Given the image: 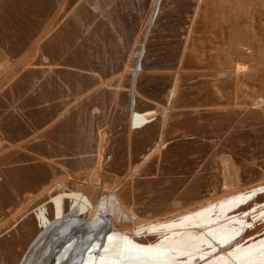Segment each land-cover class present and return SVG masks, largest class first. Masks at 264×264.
Segmentation results:
<instances>
[{
    "label": "rangeland",
    "instance_id": "rangeland-1",
    "mask_svg": "<svg viewBox=\"0 0 264 264\" xmlns=\"http://www.w3.org/2000/svg\"><path fill=\"white\" fill-rule=\"evenodd\" d=\"M76 1L78 0H0V57L2 56L1 58L4 59L7 57L6 60H8L10 64V68L6 70L5 73L3 72L2 75L0 74V138H2L0 161L3 162L0 168L4 169V171L11 170V168H13L14 171L17 170V177L22 176L19 172L22 166L32 168L29 171L30 174H36L37 168L38 171H40V167L43 169L45 168V174L43 173V186L46 187L47 184H50L48 181L52 182L54 177H57V175L58 177H60V175L64 176L66 172L73 175L87 176V172L90 171V168L101 154L102 157L100 156V161L101 163L103 162L102 165L107 170H104V174L102 173L104 171L100 173V176L102 175L101 178L107 181L119 182L130 170V165L142 162V155L144 156L146 150L148 151L152 144L157 141L159 133L157 131L158 125L156 124H158L157 121H159V127L162 126V129L164 128V132L166 133V142L164 143L166 145H163L165 148H161V152L165 151V153H162V155L160 154L161 152H158L161 157L155 155V157L157 156L156 158L153 157L147 161L148 163L144 164L138 171L134 173L131 172L132 174L130 173L129 179L127 178L120 188L122 193H124L131 179L138 182L140 186L139 189L135 192L133 197L126 198V203L131 207L133 206L139 214L148 217L152 215L151 212L154 213V206H158L159 208L162 207L163 209L166 208V206L168 207V202L173 197L179 195L184 187L195 177H199L200 180L199 195H207L208 192L215 187L222 188V180L218 177L219 172H217L221 170L222 166L218 159L220 154L231 156L230 158L233 163L235 162L234 164H236V166L238 165L240 168L241 179L244 183L259 180L262 177L264 171V27H262L264 26V13L262 16L261 12L264 11L262 10L264 9V4L263 6L259 5L261 0H255L257 2L259 1L258 3L254 0L253 2L250 0H234L236 3L229 2L228 0L223 3L222 1L224 0H216L217 2L211 0L213 4L209 2L210 0H207L208 4L203 3L206 0H199V3L198 0H176L178 4L175 0H171L170 2L169 0H166V2L163 0V2L160 3L159 0H110V2L103 1L102 3L105 7L106 14L101 13L99 9L92 6H85L81 13V19L77 24L71 20L70 16L66 15ZM173 1L176 3V6L179 5V7H177L178 11H175L176 7L173 5ZM180 1L182 4L186 3L185 7L183 6L184 4L181 6ZM238 1L247 2V5L241 3L243 6H240L241 4H239L240 2L238 3ZM187 2H189V4H187ZM201 2L203 3V7ZM214 2L220 7L219 9L215 8L216 4ZM218 2L220 4L222 3V6ZM168 3H172V5ZM224 3H227L229 7H227L226 4L223 6ZM230 3H235L238 6L233 4V7ZM156 5L157 7L154 12L153 7ZM186 5H189V7ZM208 5L211 8L213 5L214 8L211 9ZM245 5L248 7L246 8ZM160 6L161 8L162 6L165 7L167 10L170 9L169 12L167 10L166 12L164 8H162L165 12L163 13L162 9L159 8ZM170 6L172 8L175 7L174 10L171 11L172 8H169ZM221 7H224V9ZM241 7H243L244 10H242ZM253 7H255V9ZM157 8L159 10L161 9V11L159 12L158 10L159 15L158 13L154 15L157 12ZM194 8L198 9L199 15L196 14ZM205 8L208 9L209 12L208 10L206 11ZM214 9L217 12H215ZM220 9L223 10L221 11ZM225 9L226 11H224ZM228 9L231 14L227 12L229 11ZM231 10H233L235 14L237 13V16H235ZM241 10L242 12L245 11L246 13H250L248 15L244 12L240 14L242 15L240 16L239 13H242ZM161 12L162 15H160ZM201 12H203L204 15H202L203 13ZM174 13H177V15ZM227 13L230 16H228ZM194 14L195 17L197 16L196 19L193 17ZM158 16L159 18H157ZM168 16L173 18L170 20ZM203 16H205V19ZM154 17H156V19ZM223 17L227 20L223 19ZM238 17L244 18L239 19ZM166 18L170 23L164 26L163 24H166L167 20H165L166 23L162 22H165L164 19ZM212 18L215 20V23L210 24L214 22ZM245 18H247V20ZM206 19L207 21H204ZM235 19L240 20L235 21L239 23L235 24L234 22H230V20L234 21ZM252 19H254L255 22ZM223 20L224 22L229 20V22L225 23L228 25L227 27L223 24ZM244 20L246 23L248 22L247 26L245 25L246 23H242ZM160 21L162 25L159 23ZM207 22L208 24H206V27L203 26ZM193 23L194 25H192ZM261 23L262 25H259ZM154 24L155 26H152ZM221 24H223V26L225 25L224 29ZM229 24L232 25L230 26ZM158 25L164 27V29L170 28L167 32H164L167 29L158 28ZM233 25L235 26V31ZM239 25H241V29ZM236 26H239V31H242V26L243 29L247 27L251 28L250 35H252V31H254L253 33L257 32V30L259 31L256 35H253L254 38L250 35L247 37V35L243 40H237L240 43L234 41V45L237 44L235 46H232V43L223 44L226 42H224L226 39L224 35H229L233 33V31H238ZM252 27L255 29L253 30ZM152 28H154L153 31ZM182 28H187L186 31L188 30V34L185 32V29ZM156 29L157 31L159 30V32H157ZM201 29L204 32L201 31ZM191 30L192 32H190ZM206 30L208 31L205 32ZM222 30L224 31L222 32ZM260 31L263 34L260 33ZM161 32H163V34ZM210 32H213L211 33V37L208 35ZM157 33L158 35H155ZM178 34L180 35L178 36ZM184 37H190L188 41L190 46H188L187 41H182L185 40ZM206 37L210 38V40ZM213 37L215 38L213 39ZM221 38L223 40H221ZM166 39L168 41H165ZM203 39H205V41ZM257 39L262 40L258 42ZM35 40L36 42L34 43ZM159 40H161L160 43ZM211 40H216L215 42L218 41L221 44L220 47H223L220 48L218 42L215 43L214 46V42L211 43ZM152 41L160 45H156L157 43L153 44L151 43ZM208 41L213 45H210ZM244 41L248 43H244ZM145 43L146 45H144ZM149 43L155 46L152 47ZM161 44L163 48H161ZM165 44H167V46L169 45V50ZM148 45H150L151 50H148ZM183 45L185 47L187 46L186 50ZM250 45H252L254 49H252ZM156 46H160V48ZM210 46L212 47L210 48ZM143 47L146 48L144 49ZM199 47L205 51L201 52V48ZM153 48L156 51L152 50ZM192 48L193 50L197 48L196 51L200 49L199 51L203 53L202 56L205 54L204 57L206 56L208 58V60H206L207 62L202 60L205 64L201 65V62V68L200 65L198 66L201 69H197L199 74L196 71L197 74H193L196 77V79L194 78L195 80L193 79L194 76L191 75L185 77L186 80L182 81V88L184 87L190 97L195 95L194 98L192 97L195 99L197 96H202L201 98L198 97L201 101H198V98L197 100L190 98L193 103L197 101V103H195L196 108L194 107V109L198 108L199 114H197L199 117L196 114H191L193 106H195L191 101L187 107L188 112L185 111V114L184 112L183 114L180 113L181 115H178L180 118L177 115L170 116L167 120L169 123H167V121H161L162 118L156 119L154 117L155 119H152L153 122H156H154V125L152 122L146 128L134 131L132 140L130 144H128L129 146L119 158L121 168L116 171L114 169L115 157L113 144L118 137L125 135V131H127L128 116L130 114L128 111L132 109L131 106L133 105V107L138 108L141 103L138 106L137 104L141 101V105L143 106L145 105L144 102L149 101V99L147 101L141 99L140 101V98H137V96L135 102H133L131 98L133 96L128 95L131 94L129 90L131 89L130 83H132V80H130L129 73H133L134 69L132 67H135V65L141 63V61L142 63L145 62V64L146 62L150 64L148 61L153 63L157 61V59H160L159 56H165L164 52H166L168 58H166V56L165 58L170 62L171 66L175 63V68L172 70V73L175 74L177 71L176 67L178 68L179 66L180 58L185 57L183 58V64H185L184 67L186 66ZM205 48L210 50H206ZM217 49H220L221 52ZM166 50L169 52L172 50L171 53H173V56L170 55L176 58H171V60H169L170 55ZM186 51L189 53H186ZM149 52H151L150 54L153 53L156 55L150 56ZM217 52H219V54ZM222 53H224V55ZM147 54L149 55V57L147 56L148 59L145 57ZM214 54L217 55L215 56ZM225 55H227V57ZM150 57L152 59L155 58L152 60ZM165 58L163 57V60H166ZM217 58H220L219 61L221 63L218 64ZM224 58H226V60ZM171 61L174 62L171 63ZM227 61L230 62L229 65H233L235 68H230L228 65L229 62L227 63ZM226 64L229 66L228 68ZM261 70H263V72ZM225 71L226 74H224ZM231 72H237L235 73V76L239 78L236 79L237 81L233 79L235 76L233 77L234 73L232 75ZM258 73H260L259 76ZM174 74H172V76ZM222 74H224L223 77ZM197 76H201L200 80L206 76L208 77L205 78L206 80H201L205 83L209 81L207 83L208 88L207 84L202 83ZM191 77L193 80L188 79ZM224 77H228L223 80H226L229 86L224 87V97L210 99L211 102L210 100L206 102V99L204 102L207 95L204 94V91L206 93L210 87L214 86V83L223 81L222 78ZM128 79L129 82L131 81L129 83L130 86L127 83ZM193 81H195V83H192ZM196 81L198 82L196 83ZM190 83L192 85L194 84V86L189 85ZM196 84L199 85L197 86ZM122 85H125V87ZM200 85L207 89L205 90L204 87L202 88ZM126 86L130 87V89ZM199 86L201 87L200 89H204V91L200 92L199 88H197ZM123 87L128 89H124ZM127 90V95L129 97L125 95ZM165 90H163L164 93L167 92L168 89L166 88ZM189 91L193 95H190ZM192 91L199 92L196 95V93ZM118 92H120V94L123 93V96H121L123 98L122 103ZM199 93H202V95H199ZM254 97L257 98L253 101L251 98L255 99ZM206 98H208V96ZM137 100L138 103L136 102ZM153 102L155 101L152 100L150 103ZM203 102L206 104L209 103V105L211 103V106L208 107V105H204ZM220 103H224L225 107L221 108L219 105ZM130 104L133 105L130 106ZM201 104L203 107L206 106L205 108L207 109L203 108ZM173 107H175V105ZM189 108L191 110H189ZM171 110L173 111L174 108ZM206 110L208 112H206ZM202 113L204 114L203 116ZM206 113H208L207 115L209 116H206ZM186 114L188 116H186ZM190 114L194 117L196 116L195 118H199V120H196L193 117L196 122H199V125L202 123V128L200 126L198 130L196 129L197 133L195 129L191 130L192 132L187 130L182 124L183 119H185L183 117H192ZM210 116L211 118H208ZM170 118L172 119L170 120ZM207 119L209 122H205ZM203 120L204 122H201ZM213 120L214 125L212 124L213 122L210 123ZM160 121L163 124L160 125ZM215 121L221 125L219 126ZM166 124H168V127ZM215 126H217V128ZM103 132H108V134ZM100 133L102 135H100ZM103 135L105 136L103 137ZM144 135L150 138L147 140V145L143 152L144 149L142 151L137 149L136 138H143ZM102 139L103 141H101ZM105 140L107 143L104 142ZM119 143L122 144V141L119 140ZM172 144L174 146H172ZM168 145L170 148H168ZM167 149L170 150L167 151ZM153 159L155 160L154 162ZM34 166L37 168L35 167V169ZM35 170L36 172H34ZM50 172L52 178L49 176ZM5 174L4 172V176L0 178V207L15 203L17 200L19 201L23 198L22 192H17L15 189L12 191L8 187V177H5ZM66 182L68 188H73L75 186L71 179H66ZM32 185H34V183ZM47 196V193H42L38 199L29 204V208L45 200ZM124 219L127 220V217ZM21 224L22 220H19L18 224H16L11 231H4V233L0 235V243L4 239H10L8 237H10L12 232L19 230ZM43 236L44 234L40 230L34 231L32 237L24 246V249H19L17 251L16 260L12 261V264H26L35 243L38 239H42ZM1 248L0 251L5 254L6 257H10L11 252L5 247Z\"/></svg>",
    "mask_w": 264,
    "mask_h": 264
},
{
    "label": "bare ground",
    "instance_id": "bare-ground-1",
    "mask_svg": "<svg viewBox=\"0 0 264 264\" xmlns=\"http://www.w3.org/2000/svg\"><path fill=\"white\" fill-rule=\"evenodd\" d=\"M103 1L104 2L105 1L110 2V0H78L74 3L73 6H71L72 8L66 13V15L70 16L71 20L77 24V22H79L81 19V13H82L85 6H92L96 9H99L101 13L106 14L105 7L102 5ZM170 1L171 0H169V2ZM212 1L210 0L209 2H212ZM225 1L226 0L222 1V3ZM228 1L229 2H235L236 0L235 1L234 0L233 1L228 0ZM250 1L253 2V0H250ZM160 2H163V0H161V1L159 0V3ZM165 2H166V0H165ZM177 2L178 1H176V3ZM215 2H217V1L215 0ZM251 2H249V3H251ZM255 2H257V1H255ZM173 3H174V1H173ZM176 3H174L173 5H175ZM198 3H199V0H198ZM203 3H207V0L204 1ZM203 3L201 2L202 7H203ZM235 3H233V4H235ZM238 3L243 4L245 2L244 1L243 2L238 1ZM157 4H158V2H157ZM168 4H170V3H168ZM180 4L182 6L184 3L182 4L180 1ZM185 4L183 5L184 7H185ZM187 4H189V2H187ZM211 4H213V2ZM225 4L227 6V3H224L223 6ZM230 4L234 7V5L232 3H230ZM242 4L240 6H243ZM263 4H264V0H261V3H259V5L263 6ZM105 5H106V3H105ZM164 5L166 6V4H164ZM170 5H172V3ZM235 5H237V4H235ZM259 5H258V7H259ZM163 6H162V8H164V10L166 11L167 9H165V7H163ZM208 6H206V7H208ZM216 6H217V4H216ZM216 6H215L216 9L220 8V7H218V6L216 7ZM156 7H157V5L153 7L154 12H155ZM166 7H168V6H166ZM175 7H176L175 11H178L177 7H179V5L178 6L175 5ZM187 7H189V5ZM199 7H200V5H199ZM227 7H229V5ZM247 7L248 6H246V8ZM159 8H161V6ZM169 8H172V7L170 6ZM174 8H172L171 11L174 10ZM212 8H214L213 5H212ZM221 8L224 9V7H221ZM241 8H242V10H244L243 7H241ZM241 8H239V9H241ZM253 8L255 9V7H253ZM161 9L159 10L157 8V12L154 15H157L158 10L160 12ZM179 9H181V8H179ZM194 9H195L196 14H198V9L197 8H194ZM169 10L170 9H168L167 11L169 12ZM202 10L204 11L203 8H202ZM207 10L208 9H206V11ZM242 10H241V12H242ZM249 10H248V12H249ZM262 10H264V9H262ZM162 11H163V9H162ZM214 11H215V9H214ZM224 11H226V9ZM231 11L234 13L233 10H231ZM245 11H246V9H245ZM245 11H243L242 13H239V15L243 14ZM253 11H255V10H253ZM208 12H209V10H208ZM215 12H217V11H215ZM227 12H230V10ZM235 12H236V9H235ZM239 12H240V10H239ZM163 13H165V12L163 11ZM170 13H172V12H170ZM201 13H203V12H201ZM211 13H214V12H211ZM218 13H219V10H218ZM249 13H246V14L249 15ZM261 13L263 16L264 11ZM174 14L177 15V13H174ZM215 14H217V13H215ZM222 14H223V12H222ZM229 14H231V12ZM158 15H159V13H158ZM160 15H162V12ZM167 15H164V16H167ZM169 15H171V14H169ZM202 15H204V13ZM227 15H228V13H227ZM205 16H206V14H205ZM205 16H203V18ZM224 16H226V15H224ZM228 16H230V15H228ZM235 16H237V13L235 14ZM235 16H234V18H235ZM240 16H242V15H240ZM193 17H195V14ZM196 17H195V19H196ZM245 17H246V15H245ZM151 18H153V17H151ZM154 18L156 19V17H154ZM157 18H159V16ZM167 18L164 19V21L167 20ZM169 18H168V20H169ZM172 18H170V20ZM242 18H244V17H242ZM242 18H239V19H242ZM207 19H209V18H207ZM207 19L204 21H207ZM223 19H225V18L223 17ZM231 19H233V18H231ZM245 19L247 20V18H245ZM257 19H255V20H257ZM168 20H167V23H166V21L162 22V23H166V24H163L164 26L167 25L168 23H170V22H168ZM225 20H227V19H225ZM237 20L238 19H235L234 21L230 20V22L231 23L234 22L235 24H237V23H239V22H235ZM252 20L254 21V19H252ZM258 20H260V19H258ZM156 21H158V20H156ZM172 21H175V20H172ZM213 21L214 22H211L210 24L215 23L214 19H213ZM216 21H218V20H216ZM220 21H221V18H220ZM238 21H240V20H238ZM190 22H187V23H190ZM208 22H209V20H208ZM208 22L205 23V25H203V26L206 27V24H208ZM226 22H229V20ZM226 22H224V20H223V24H225ZM155 23L161 24V21L159 23H157V22H155ZM242 23L245 24L246 23L245 20ZM247 23L245 24L246 26H247ZM223 24H221V25L223 26ZM244 24H243V26H244ZM255 24H257V23H255ZM169 25H171V24H169ZM192 25H194V23ZM229 25L231 26L232 24H229ZM249 25H251V24H249ZM249 25H248V27H249ZM259 25H262V23ZM152 26H155V24ZM158 26H159L158 28L164 29V27H160V25H158ZM224 26H223V29H224ZM227 26L228 25H226L225 27H227ZM239 26H236L237 30H238V27L241 29V25H239ZM243 26H242V31L238 30L239 32L238 31L234 32L235 26L233 25V28H234L233 33L230 32L231 34H229L228 33L229 31L225 32V33H228L229 35H224L225 34L224 33L223 34L224 37L226 36V39L224 38L225 39L224 42L225 41L226 42L225 43L221 42V43H223V44H226V43L231 44L232 43L233 44L232 46H235L237 44L234 45V41H237V40L241 41L247 35H248L247 37H249V35L251 34L250 33L251 28L247 27V28L243 29ZM198 27H200V26H198ZM262 27H264V26H262ZM154 28H152V31L154 30ZM217 28H218V26H217ZM257 28H259V27H257ZM166 29H164V30H166ZM168 29L164 32H167ZM182 29H185V32L187 33V31H188V30L186 31L187 28H182ZM213 29H214V27H213ZM220 29H221V27H220ZM229 29H232V28L230 27ZM252 29H253V27H252ZM192 30L190 32H192ZM225 30H226V28H225ZM156 31H157V29H156ZM201 31H203V30L201 29ZM207 31L208 30H206L205 32H207ZM215 31H218V30H215ZM223 31L224 30H222V32ZM258 31L259 30H257V32ZM157 32H159V30ZM181 32H184V31H181ZM253 32L254 31H252V35H250L252 37L254 34L256 35V33H257V32H255V33H253ZM262 32H263V30H262ZM262 32L260 31V33H262ZM161 33L163 34V32H161ZM211 33H213V32H210V34H208L210 37H211ZM180 34H178V36ZM187 34H185V35H187ZM155 35H158V33ZM197 35H198V33H197ZM204 36H206V35H204ZM220 36H222V35H220ZM155 37H157V36H155ZM215 37H213V39ZM217 37H219V36H217ZM151 38H153V37H151ZM189 38H185V40H182V41H187L188 46H190L189 42H188ZM37 39H38V37H37ZM182 39H183V36H182ZM205 39H203V40L205 41ZM207 39L210 40V38H207ZM36 40L34 41V43L36 42ZM161 40H162V37H161ZM161 40H159V43ZM221 40H223V39L221 38ZM261 40H258V42ZM156 41H157V39H156ZM165 41H168V40L166 39ZM180 41H181V38H180ZM215 41L211 42V43L214 42V46H215V43L218 42V41L217 42H215ZM171 42L173 43L172 40H171ZM209 42L210 41H208V43ZM237 42H239V41H237ZM245 42L246 41H244V43ZM151 43H153V41ZM159 43H157L156 45H158ZM187 43H186V45H187ZM201 43H200V45H201ZM246 43H248V42H246ZM162 44H163V41H162ZM162 44H161V46H162ZM182 44H183V42H182ZM182 44H181V46H182ZM184 44H185V42H184ZM195 44H197V43H195ZM202 44H204V43H202ZM256 44H258V43H256ZM144 45H146V43ZM150 45L152 46V44H150ZM150 45H148L149 46L148 50H151ZM210 45H213V44H210ZM218 45L220 47L221 44L219 43ZM154 46H152V47H154ZM163 46H164V44H163ZM163 46L161 48H163ZM165 46H167V44H165ZM168 46H167V48H168ZM227 46H229V45H227ZM247 46H248V44H247ZM186 47L184 46L185 50H186ZM211 47L212 46H210V48ZM222 47H220V48H222ZM250 47L252 48V45H250ZM157 48H160V46H158ZM199 48H201V47H199ZM202 48H203V46H202ZM202 48H201V52L203 51ZM227 48H230V47H227ZM165 49H166V47H165ZM181 49H183V48H181ZM195 49L197 50V48H195ZM252 49H254V48H252ZM152 50H154V48ZM168 50H169V48H168ZM168 50H166L167 53L169 55L171 54L173 56V53H171L173 49L170 50L171 52H169ZM196 50H193V48H192V51H190V56H188L189 59L187 60V64L185 67H184L185 64H183L184 63L183 58H185V57L180 58V61L178 64L179 66L176 65V66H178V68L176 67L177 71L175 72V74L172 73V70L175 68L174 67L175 63L173 66H171L170 62L166 59V58H168V55H166V52H164L165 50L163 52H164L166 58H165V56H163V57L167 61L163 60L162 56H161L162 57V60H161V57L159 56L160 59H157V61H154L153 63L148 61L150 64H148L147 62L145 64V62L142 63V61H141V63H139V64L137 63L135 65V67L134 66L132 67L134 69L133 73L132 72H131L132 74L129 73V77H130V80H132V83H130L131 81L129 82V79L127 80L128 85H129V83L131 84V89H130V87L126 86L130 89L129 93H131L128 95L133 96V97H131L133 99V102H135L136 97L138 96L137 98H140L139 99L140 101H141V99H143L145 101H147L149 99L150 102L152 100L155 101L156 103L155 102H153V103H155L157 105L150 103L149 101L148 102L143 101L145 103V105L143 106V105H141L142 101L138 103V100L136 101L138 103V104L136 103L137 106L141 103L140 106H142V107L139 106L140 108L139 107L135 108V107H133L134 106L133 102H132L133 104H130V106L131 105H133V106H131L132 109L130 111H128V112H130V114L128 116L129 117L128 123H127L128 127L126 128L127 131H125V135L118 137L116 139L115 143L112 142V143H114L113 144L114 145V147H113L114 148V157H115L114 169L116 171H118L121 168V166H120L121 163H120L119 158L121 157L122 153H124V151L129 146L128 144H130V142L132 140V134L134 133V131H136L138 129L146 128L147 126H149L153 122V120L155 118L156 119L162 118L161 121L166 122L170 116L171 117L173 115L178 116L180 113L183 114V112L185 114V111L188 110L187 107L191 101L190 98H192V97L194 98L195 95L192 97H190L188 95V92L185 91L184 87L182 88V81L186 80L185 77L191 76L194 73L196 75L198 73V71H197V69L199 68L198 66L200 65L202 60L204 62H207L206 60H208V58L206 56L204 57L205 54L202 56L203 53H201L199 51L200 49L198 50L199 52ZM206 50H210V49H206ZM217 50L220 51V49H217ZM222 50H224V49H222ZM154 51H156V50H154ZM158 51H160V50H158ZM161 51H162V49H161ZM150 53L151 52H149V54ZM186 53H189V52L186 51ZM217 53L219 54V52H217ZM224 53H222V54L224 55ZM142 54H144V53H142ZM160 54L162 55L163 53H160ZM180 54H182V53H180ZM184 54H185V51H184ZM151 55L153 56L156 54L152 53V54H150V56ZM171 55L169 57L170 58L169 60H171V58H173V57H171ZM147 56L149 57V55L148 54L145 55V57L148 59ZM157 56H158V54H157ZM225 56L227 57V55H225ZM1 57H0V74L2 75L3 72L5 73V71L10 68V64H9L8 60H6L7 57H6V59L1 58ZM154 58L153 59L151 58V59L154 60ZM175 58L176 57H174L173 59H175ZM224 59L226 60V58H224ZM227 59H229V58H227ZM139 60H141V59H139ZM217 60H218V64L221 63L219 61L220 58H217ZM229 61H227V63ZM172 62H174V61H171V63ZM230 62L228 63V65L230 64ZM15 63H17V62H15ZM202 63H201V65L205 64V63H203V64ZM206 64H208V63H206ZM215 64H216V61H215ZM132 65H133V63H132ZM201 65H200V68L202 67ZM260 65H261V63H260ZM226 66H227V64H226ZM226 66H224V67H226ZM229 66H230V68L234 67L233 65H229ZM229 66H227V68ZM224 67H222V68H224ZM261 71L263 72V70H261ZM233 73H234V75H233ZM233 73L231 72V74L234 77L236 75L235 73H237V72H233ZM130 74L132 77L130 76ZM172 74H174V75L172 76ZM224 74H226V71ZM224 74H222V77L224 76ZM259 75H260V73H258V76ZM192 77L188 78V79H192ZM197 77L200 80L201 76L200 77L197 76ZM261 77H263V76H261ZM194 78L196 79L195 76L193 77V79ZM205 78H202V79H205ZM220 78H221V75H220ZM227 78L228 77H226V78L224 77V78H222V80L227 79ZM237 78H238V76L237 77L235 76L233 79L236 80ZM167 79H169V80H167ZM197 82L198 81H196V83ZM208 82H206V83L202 82V83L207 84ZM192 83H195V81H193ZM124 84H125V82H124ZM199 84H200V82H199ZM199 84H196V85L198 86ZM227 84L228 83L226 80L214 83L213 84L214 86L210 87V89L208 91H206V93L204 91V89H205L204 86H203L204 87L203 90L200 89L202 87L201 86L202 84L200 85L201 87L199 86L197 88H199L200 92L204 91V94H207L206 97L208 96V98H206L204 95V97H205L204 102L206 101V99H207L206 102H209L208 100H210V99L224 97V95H225L224 87H226V86L229 87ZM189 85H192V84L190 83ZM232 85H234V84H232ZM122 86L125 87V85H122ZM192 86H194V84ZM128 88H124V89H128ZM164 88L168 89L167 92H165V93L163 92V90H165ZM195 88H196V86H195ZM207 88H208V84H207ZM193 89H194V87H193ZM195 90H197V89H195ZM230 90H229V92H230ZM118 91H120V90H118ZM161 91L164 94H162ZM199 91H196V92L192 91V92L196 93V95H197V93ZM127 92H128V90L125 92V95H127ZM189 93H190V95L192 94L190 91H189ZM118 94H120V92H118ZM118 94H117V96H118ZM200 94L202 95V93H199V95ZM119 96L120 97L123 96V93H121ZM198 97H200V96H197L195 99H193V98L192 99L197 100ZM254 98L255 99H253V98H251V99L254 101V100H256L257 97H254ZM122 100H123V98L121 97V103H122ZM129 100H131V99H129ZM198 101H201V100H199V98H198ZM204 102H203V104L205 105L206 103H204ZM210 102H211V100H210ZM129 103H131V102H129ZM191 103H193V102L191 101ZM195 103H197V101H194L193 104H195ZM213 104H215V103H213ZM174 105H175V107H173ZM206 105H208V107H209V106H211V103H210V105H209V103ZM219 105L221 108L225 107L224 103H220ZM130 106H129V108H130ZM191 106H192V104H191ZM201 106H202V104H201ZM194 107L196 108V104H195V106H193V110L191 111V114L198 115L199 110H198V108L194 109ZM200 107H199V109H200ZM205 107L206 106H204L203 108H205ZM229 107H231V106H229ZM173 108H174V110L172 111L171 109H173ZM205 109H207V108H205ZM189 110H191V109L189 108ZM211 111H209V112H211ZM200 112H201V110H200ZM206 112H208V111L206 110ZM214 113H215V111H214ZM187 114H186V116H188ZM207 114L208 113H206L205 115L209 116ZM203 115L204 114L202 113V116ZM218 116H219V114H218ZM193 117L194 116L187 117V118L185 116L183 117L185 119H183L182 124L187 130L191 131V130L195 129V131H196V129L198 130V128H200V126L202 128V123L199 125V122H196L197 119L199 120V118H198L199 115L197 118H195L196 116L194 117L196 120H194ZM181 118H182V116H181ZM208 118H211V116ZM171 119L172 118H170V120ZM217 119H218V117H217ZM217 119H215V120H217ZM179 121H181V120H179ZM154 122L152 123L153 125L156 123V122L155 123ZM201 122H204V120ZM205 122H209V120L207 119V121H205ZM216 122L217 121H215V123ZM157 123H158V124H156V125H158L157 131L159 133L158 134L159 137H158L157 141L154 144H152V146L150 147V149L148 151L146 150V152H145L146 154L142 153V154H144V156L142 155V157H143L142 162H139V163L134 164V165H130L131 166L130 170L128 169L129 171L127 172V174L123 178H121V180L119 182L107 181V180H103L101 178L102 175L100 176V173L102 171L106 170L104 168V166L102 165L103 162L101 163V161H100L101 160L100 158L102 157L101 154H100L101 157L99 156V158L96 160V162L90 168V171L87 172V176L73 175V174H69L66 172L64 176L60 175V177H58V175H57V177H54L53 181L51 180L52 182L48 181L50 184L49 185L47 184L48 186L46 185V187L43 186V183H44L43 173H44L45 168L43 169L39 165H36V166L40 167V169H39L40 171H38V168L36 166H34V168L35 167L37 168V172H36V170L34 171V172H36V174L35 173L30 174L29 173L30 169H32L30 167H27V166L26 167L25 166L20 167V171L19 170L18 171L21 173V175H22L21 177H17L18 172H17V170L14 171L13 168H11V170H6V171H4V169L0 168V178L4 176V172H5L6 173L5 177H8V179L6 178L8 180V185H9L8 187L12 191L15 189V191L23 193V198L21 200H19V201L17 200V202L14 201L15 203L0 207L1 208L0 209V216H1L0 217V235L3 234L4 231L5 232L11 231L16 226V224H18L19 220H22V224H21V227L19 228V230H17L16 232H12L10 237H8L10 239H4L0 243V244H2V245H0V248L5 247L6 249H8L11 252L10 257H6L5 254H3L0 251V264H12V261L16 260L17 251L19 249H24V246L28 243V240L32 237L33 232L36 230H40L41 232H43L44 236L42 239H40V240L38 239V241L35 243L31 253L28 256L26 264H53L54 262H58V264H264V171H263L262 177L259 180L255 179L256 181H250V182L244 183L243 180L241 179L239 166L238 165L236 166V164H234L235 162L233 163L232 159L230 158L231 156L230 157L226 156L227 154L226 155L220 154V156L218 157L219 162L222 165L221 170L217 171V172H219L218 177H220L222 180V184H223L222 188H216L215 187L213 190L211 189L212 191L208 190L209 192L207 195H199L198 191L200 188L199 187L200 180H199V177L194 176L195 178H193L188 183V185H186L184 187V189L180 192V194L173 197L168 202V207L166 206V208H164V209L161 207L162 208L161 209L158 206H154V208H155V209H153L154 213L151 212L152 215H150L148 217H145V216L139 214L138 211L133 206L131 207L129 204L126 203V198L127 197H133L135 192L140 187L138 182H135L133 179H131L127 184L125 192L123 191L124 193H122L120 188L122 187L123 182L127 180L130 173L131 172L134 173V172L138 171L139 168H141L144 164L148 163L147 161H149L150 159L155 157V155H159L158 157H161L160 154L165 153L164 150H163L164 152H161V148L162 147L165 148L163 145H166V144H164L166 142V140H165V134L166 133L164 132V128L162 129V126L159 127V121H157ZM167 123H169V121H167ZM210 123H212L214 125V120L211 121ZM161 124H163V123L161 122L160 125ZM216 124H218V122ZM166 125L168 127V124H166ZM166 125H165V127H166ZM218 125L220 126L221 124H218ZM215 127L217 128V126H215ZM101 133H100V135H102ZM103 133L108 134V132H103ZM196 133H197V131H196ZM104 136L105 135H103V137ZM108 137H109V135H108ZM149 138L150 137L146 136V135H144L143 138L142 137L136 138V144H137L136 146H137V149L139 151H142L145 148V146L147 145V140ZM119 140L122 141V144L119 143ZM101 141H103V139ZM168 141H169V139H168ZM104 142H106V140ZM124 143H126V144H124ZM170 143H172V142H170ZM172 146H174V145L172 144ZM113 148H112V150H113ZM168 148H170V146ZM1 149H2V138H0V150ZM172 149H173V147H172ZM112 150H111V152H112ZM168 150H170V149H167V151ZM144 151H145V149L143 150V152ZM158 152H161V153L158 154ZM112 156H113V154H112ZM158 159H160V158H158ZM158 159H156V160H158ZM154 161L155 160L153 159V162ZM2 164H3V162L0 161V165H2ZM147 166H148V164H147ZM53 169H55V168H53ZM86 170H87V168H86ZM51 172H50L49 176H51ZM102 173L104 174L105 171ZM141 173H143V172H141ZM44 176H46V175H44ZM51 178H52V176H51ZM66 179H71L75 186L73 188H68ZM33 183H34V185H32ZM44 192L47 193V195H48L46 198L47 200L42 199L43 201L38 202V203H36V205L34 207L29 208V204L32 201H35L36 199H38L42 195V193H44ZM1 197H2V195H1ZM113 197L115 199H113ZM2 200H3V197H2ZM101 204L104 205L103 211L99 210V205H101ZM114 206L119 209V211L116 212L115 214L113 213V207ZM125 217H127V220L124 219ZM6 252H8V251H6Z\"/></svg>",
    "mask_w": 264,
    "mask_h": 264
},
{
    "label": "clouds",
    "instance_id": "clouds-1",
    "mask_svg": "<svg viewBox=\"0 0 264 264\" xmlns=\"http://www.w3.org/2000/svg\"><path fill=\"white\" fill-rule=\"evenodd\" d=\"M113 199H115V198L113 197ZM99 210L100 211H103L104 210V205L103 204L99 205ZM118 211H119V209L114 206L113 207V213L115 214Z\"/></svg>",
    "mask_w": 264,
    "mask_h": 264
},
{
    "label": "water",
    "instance_id": "water-1",
    "mask_svg": "<svg viewBox=\"0 0 264 264\" xmlns=\"http://www.w3.org/2000/svg\"><path fill=\"white\" fill-rule=\"evenodd\" d=\"M49 240V239H48ZM53 264H58V262H54Z\"/></svg>",
    "mask_w": 264,
    "mask_h": 264
}]
</instances>
